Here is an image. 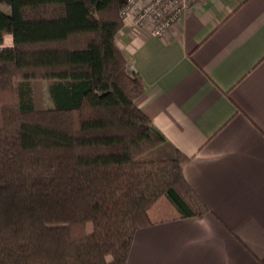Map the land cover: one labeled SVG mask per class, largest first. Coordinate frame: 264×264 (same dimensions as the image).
Returning <instances> with one entry per match:
<instances>
[{
  "label": "trees",
  "instance_id": "1",
  "mask_svg": "<svg viewBox=\"0 0 264 264\" xmlns=\"http://www.w3.org/2000/svg\"><path fill=\"white\" fill-rule=\"evenodd\" d=\"M123 6L0 0V264H126L161 197L180 218L208 213L186 158L160 156L166 140L135 104L144 85L115 41Z\"/></svg>",
  "mask_w": 264,
  "mask_h": 264
},
{
  "label": "crops",
  "instance_id": "2",
  "mask_svg": "<svg viewBox=\"0 0 264 264\" xmlns=\"http://www.w3.org/2000/svg\"><path fill=\"white\" fill-rule=\"evenodd\" d=\"M115 41L166 140L160 156L186 158L208 208L163 215L160 198L126 264H264V0H198L163 38L124 25Z\"/></svg>",
  "mask_w": 264,
  "mask_h": 264
},
{
  "label": "built area",
  "instance_id": "3",
  "mask_svg": "<svg viewBox=\"0 0 264 264\" xmlns=\"http://www.w3.org/2000/svg\"><path fill=\"white\" fill-rule=\"evenodd\" d=\"M198 0H124V25L148 35L163 38L169 28Z\"/></svg>",
  "mask_w": 264,
  "mask_h": 264
},
{
  "label": "rangeland",
  "instance_id": "4",
  "mask_svg": "<svg viewBox=\"0 0 264 264\" xmlns=\"http://www.w3.org/2000/svg\"><path fill=\"white\" fill-rule=\"evenodd\" d=\"M2 10L6 13L9 14L10 9L8 6H1ZM11 37L6 36L4 40V45L3 48H8L11 47ZM32 86H33V92H34V100H35V105L37 109H46L50 108L52 106V103L50 101L48 91H47V82L43 80H34L32 81ZM160 204V209L162 208H167L169 212H165L163 215H166L168 213H171L175 208L169 201V199L166 196L161 197V199L158 201L157 205ZM156 205V206H157ZM173 208V209H172ZM176 212V211H175ZM88 230H90V225L88 224L87 226Z\"/></svg>",
  "mask_w": 264,
  "mask_h": 264
}]
</instances>
